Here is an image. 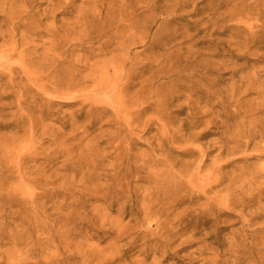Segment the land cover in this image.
<instances>
[{"label": "bare ground", "instance_id": "1", "mask_svg": "<svg viewBox=\"0 0 264 264\" xmlns=\"http://www.w3.org/2000/svg\"><path fill=\"white\" fill-rule=\"evenodd\" d=\"M11 1L0 0V264H62L67 228L92 224L83 214L84 197L114 199L123 193L119 183L132 177L146 185L139 208L143 219L163 218L164 227H171L166 246L179 232L199 223L214 225L225 216L239 225L230 234L232 260L216 255L211 264H264V162H246L253 157L246 154L249 149L264 158V127L252 119L264 112V72H247L246 63H233L222 74L229 62L218 47L208 61L200 59L196 46L187 48L186 57L181 50L160 54L175 17L149 37L157 15H175L190 0H150L140 7L144 19L131 3L127 6L130 0H48L41 11L33 0H14L21 5L6 12ZM251 1L220 0L199 10L195 5L194 16L202 18L190 22L188 30L224 22L229 43L249 50V44L263 43L254 22L262 18L264 0ZM245 31L252 35L241 42ZM131 32L142 37L135 40ZM137 47L143 50L133 52ZM224 75L234 81L228 87ZM251 91L261 102L244 110L240 95ZM176 101L181 103L173 106ZM63 104L79 107L67 118L54 110ZM100 123L110 129L97 139L105 140L117 167L103 189L91 176L76 181L85 166L93 174L104 160L96 139L86 146V164L74 156L86 132ZM137 132L148 136L147 150L139 155L132 148ZM210 135L217 140L200 143ZM174 146L183 160L167 155ZM251 227L256 228L248 231ZM205 249L188 258L200 257Z\"/></svg>", "mask_w": 264, "mask_h": 264}, {"label": "rangeland", "instance_id": "2", "mask_svg": "<svg viewBox=\"0 0 264 264\" xmlns=\"http://www.w3.org/2000/svg\"><path fill=\"white\" fill-rule=\"evenodd\" d=\"M139 1L142 3L139 5ZM135 2L130 0L127 3L129 8L132 4V9H136V13L140 14L141 19H144L147 14L140 11V7L149 4L150 0H139ZM171 2L174 0H170ZM255 1V0H253ZM253 1L251 4L253 5ZM34 8L37 11L44 10L48 5V0H33ZM201 2V3H200ZM220 0H190L188 7L178 9L176 14L168 13L167 15H157L156 23L152 26L150 36L157 32L160 24L165 20H170L171 17H175L174 22L170 25L169 37H167V47L165 51H160V54L179 52L181 50V56L186 57L187 48L196 46L200 48L201 60L208 61L213 60L212 56L216 53L213 49L218 47L219 49H224L222 53L223 60H227L229 65L224 67L222 74L228 73L232 68L230 64L233 63H246L248 66L247 72H264V8H260L261 17L259 20L254 22V28L261 29L257 33L256 37L261 38L262 44H249V50L238 51V48L233 44L229 43L230 37L229 33L225 29L227 25L224 22L218 23L215 27H210L205 29L203 26L191 30H188L190 22H194L200 18L194 16L193 8L197 6V10L205 7L208 3H213L217 5ZM14 3V4H13ZM11 4V5H10ZM19 2L11 1L4 6L6 12L7 10L20 6ZM77 6H82L80 2L76 3ZM142 14V15H141ZM76 13L70 16V20H73ZM177 18V19H176ZM45 24V22H43ZM199 30V31H198ZM202 30V32H200ZM253 30L252 32H255ZM252 32L245 31L240 33V41L243 42L244 38L252 35ZM262 33V34H261ZM135 40H140L142 36L138 32L130 33ZM169 38V40H168ZM42 41L44 39H38ZM36 41L35 46L42 48V44ZM2 41H0L1 43ZM211 44V45H210ZM212 46L211 49H207V46ZM243 45V44H242ZM142 47H137L133 49V52L142 51ZM79 53H75L74 56H78ZM103 59H105L103 57ZM229 59V60H228ZM97 60L94 59L88 61V64H93ZM263 62V63H261ZM86 72L83 73V76ZM261 81L264 80V73L261 74ZM225 82L224 87H228L234 81H226L227 76H223ZM243 97L244 110L249 109L252 106H256L261 102L259 96L251 91L240 95ZM181 101H176L173 106H177ZM68 105H60L55 107V111L61 116H66L70 109H75L79 107V104L74 105V108H70ZM177 110V108L172 107V111ZM68 118V117H67ZM252 119L253 123L260 129L264 127V112L255 114ZM48 123L53 124L54 128H58L59 124L55 122ZM84 124H81L83 126ZM110 127L106 123H100L93 129L86 132L84 139H82L80 147L74 148V156L76 159L80 158L81 162L85 163L88 152L86 146L88 144L91 148L94 138L96 139L97 152H101L104 155V160L96 167L97 171L91 174V170L87 169L86 166L83 168L82 172L76 174L77 182H84L81 177L86 178L92 177L94 184L100 189L108 188V184L112 181L110 178L115 174L116 168L115 162L113 160L114 156L112 150H110L105 140L97 139L101 132L109 130ZM200 131L197 129L196 132ZM65 134H70V128L65 129ZM135 144H133V153L139 155L140 153L146 152V144L148 136L143 133H136L134 135ZM217 137L215 135H210L200 143L206 144L210 141H216ZM95 142V141H94ZM210 148L207 152L212 151ZM257 150L249 149L247 150V155H252V158L246 160L248 165L260 164L264 162L263 157H259L255 152ZM177 146L172 147V151L168 152L167 155L175 160L181 161L184 158L179 156ZM216 152L211 153L208 156V163L214 159ZM89 157V156H88ZM245 163V161H244ZM243 162L237 163L238 166L244 164ZM86 164V163H85ZM132 171L137 168L136 165L130 166ZM123 172V167L120 168ZM231 169L228 168L227 171ZM68 176L74 175L72 172H66ZM87 183V182H86ZM83 186V184H80ZM89 185V183H87ZM145 184L142 182L135 181L134 177L130 179H123L119 183L118 190L122 191L118 197L112 199V196L106 195L104 198H94V197H84L85 205L84 213L87 214L89 218L92 217V224L85 222H77L75 228L74 226H69L67 229L69 233L65 235L63 240V247L65 249L66 259L62 264H211L215 259L216 255H219L220 261L232 260L227 254L230 249L231 235L239 228V225L234 224L233 221L228 220L225 216L218 218L214 225L212 224H201L195 227H189L186 230L179 232L177 236L172 237L173 242L166 246L165 239H168L170 234V225L162 224V219L145 221L141 213H139V208L141 204V199L143 196ZM102 193V192H101ZM203 201H199L201 204ZM121 207H123L124 215H121ZM251 209L250 211H254ZM248 211V210H247ZM246 211V212H247ZM131 213L132 217L129 215ZM137 213V214H136ZM264 221V219L262 220ZM256 227H251L247 229L248 231L254 230ZM178 230V228H174ZM217 237L218 242H214V237ZM204 246L206 249L199 257L197 254L192 255L189 259L188 254L194 252L197 248ZM185 249V250H183ZM54 253V251H52ZM169 254L174 255L175 259L169 258ZM69 257V259H68ZM192 258H194L193 261Z\"/></svg>", "mask_w": 264, "mask_h": 264}]
</instances>
